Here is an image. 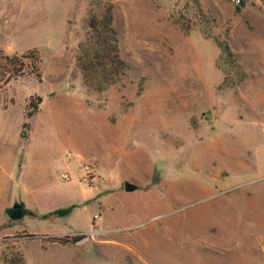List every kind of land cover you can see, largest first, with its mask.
<instances>
[{"label":"rangeland","instance_id":"374dc122","mask_svg":"<svg viewBox=\"0 0 264 264\" xmlns=\"http://www.w3.org/2000/svg\"><path fill=\"white\" fill-rule=\"evenodd\" d=\"M33 47L0 88V264H264V0H0V49Z\"/></svg>","mask_w":264,"mask_h":264},{"label":"trees","instance_id":"16d2710c","mask_svg":"<svg viewBox=\"0 0 264 264\" xmlns=\"http://www.w3.org/2000/svg\"><path fill=\"white\" fill-rule=\"evenodd\" d=\"M112 20V14L110 7H107L105 16H104V27L107 31H112L110 23ZM96 24L93 20L90 23V27L94 30ZM221 49L224 52L230 53L229 46L227 44L219 43ZM117 58V56H116ZM117 61L121 64L123 62L120 59ZM31 75L37 80H40L42 77V68H41V57L39 51L36 47L27 49L22 53H12L8 54L3 49H0V88L9 83L11 80L17 79L22 76ZM69 211V208L57 209L53 213L63 215ZM68 238L64 237H53L52 241L57 242H67ZM77 237H72L70 241H75Z\"/></svg>","mask_w":264,"mask_h":264},{"label":"water","instance_id":"95a60500","mask_svg":"<svg viewBox=\"0 0 264 264\" xmlns=\"http://www.w3.org/2000/svg\"><path fill=\"white\" fill-rule=\"evenodd\" d=\"M23 133L25 134L26 132L24 131ZM124 185H125V190L127 191L133 190L136 187L134 184H131L128 181H126ZM5 212L11 220H17L25 214H33L28 208H26L24 202L22 201H15L11 206L5 209ZM89 237H90L89 235L84 236L82 239L77 240L76 244H81L85 242L86 240L89 239Z\"/></svg>","mask_w":264,"mask_h":264},{"label":"built area","instance_id":"2783aa9c","mask_svg":"<svg viewBox=\"0 0 264 264\" xmlns=\"http://www.w3.org/2000/svg\"><path fill=\"white\" fill-rule=\"evenodd\" d=\"M61 178L65 179V180H70L71 177L67 172H62L60 174ZM80 179L84 182H91L94 179V175L93 172L91 170H89L88 168H85L82 172V175L80 177Z\"/></svg>","mask_w":264,"mask_h":264}]
</instances>
